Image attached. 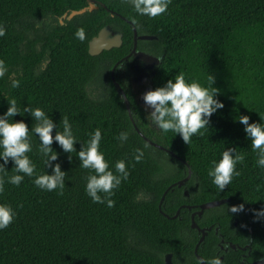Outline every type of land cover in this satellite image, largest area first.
<instances>
[{"label":"trees","instance_id":"16d2710c","mask_svg":"<svg viewBox=\"0 0 264 264\" xmlns=\"http://www.w3.org/2000/svg\"><path fill=\"white\" fill-rule=\"evenodd\" d=\"M95 1L107 8L91 11L88 0H0V23L7 29L0 38V59L9 69L6 75L20 81L12 88L7 78L0 79V114L8 107L5 98H15L21 116L13 120H24L29 129L36 122L24 115L25 106L42 108L57 131H63L67 116L80 143L99 128L109 167L115 171L122 159L129 176L113 190V207L93 203L85 192L92 170L79 166L75 151L70 161L54 142L59 156L53 163L67 174L63 194L40 190L27 176L19 187L5 183L0 203L10 204L16 216L0 231V264H166L168 254L174 264L214 256L223 264L263 260L264 217L257 218L254 210L264 208V169L256 166L251 142L234 118L264 119V0H171L165 14L151 19L137 15L128 0ZM83 8L85 13L70 17ZM123 17L139 36L153 37L138 40L137 50L160 58V64L147 68L134 56L125 60L134 48V29ZM80 27L87 34L84 42L74 36ZM104 28L121 34L122 44L93 56L90 41ZM114 68L139 130L165 149L135 129L113 82ZM181 71L186 80L201 84L214 74L224 104L188 144L153 125L133 84L139 72L147 73L152 90ZM121 131L129 132L124 143L117 139ZM31 142L28 155L36 172L51 173L34 134ZM80 143L74 145L77 151ZM227 147L243 152L245 159L237 164L240 175L220 191L208 170ZM136 148L144 150L139 163L133 159ZM188 166L190 179L174 185L188 176ZM12 167L11 162L6 166L8 175L14 174ZM218 200L227 201L195 216L200 228H211L196 253L201 234L192 227V215L200 205ZM239 204L243 212L228 211ZM222 239L239 248L223 250Z\"/></svg>","mask_w":264,"mask_h":264},{"label":"clouds","instance_id":"9594fccd","mask_svg":"<svg viewBox=\"0 0 264 264\" xmlns=\"http://www.w3.org/2000/svg\"><path fill=\"white\" fill-rule=\"evenodd\" d=\"M137 15L156 18L168 11L171 0H128ZM6 27L0 23V38L5 37ZM74 36L84 42L87 39L83 27L78 28ZM160 60V58H156ZM9 69L3 59H0V79L7 78L12 88H18L20 81L7 76ZM216 76L212 73L206 76V84L197 80H186L183 71L168 79L163 86L148 90L143 94V102L149 110L153 125L164 133L173 132L182 139L185 144L191 141L196 134H202L201 129L208 127L214 113L223 109L224 104L219 99V89L215 87ZM8 104L7 110L0 114V193L4 191L5 183L19 187L25 176L33 178L34 185L40 190L55 191L63 194L65 188V176L67 175L59 163V154L53 149L55 142L64 153L76 152L79 166L90 169L86 178L85 192L93 203L106 204L113 207L115 201L111 199L114 189H118L122 181L129 176L128 167L124 160H117L113 171L109 167L105 154L100 148L102 140L101 130L95 129L89 134V139L80 143L73 134L72 125L67 116L63 117V131H57V124L50 115L40 107L25 106L24 115L27 113L35 120V126L29 129L24 120L14 121L13 117L20 115L15 98H5ZM12 118V119H9ZM249 115L238 114L234 122L243 126L245 138L250 140L252 151L256 156V166L264 169V119L259 122L252 121ZM55 134L53 135V130ZM39 140L38 150L41 153L46 168H51L42 174L36 172V164L29 157L32 151L31 135ZM129 138L128 131L119 132L117 139L124 143ZM80 143L77 151L75 144ZM144 158V150L136 148L133 159L139 163ZM245 154L237 153L235 147L225 148L218 160L211 162L208 176L212 183L220 191L232 182L234 176H239L237 164L243 163ZM11 162L14 174L8 175L6 166ZM231 213L244 211V204L233 205L228 208ZM257 218L264 217V208L254 210ZM16 212L10 204L0 203V231L9 227L14 222ZM196 264H223L220 256H214L207 260L197 259Z\"/></svg>","mask_w":264,"mask_h":264},{"label":"water","instance_id":"95a60500","mask_svg":"<svg viewBox=\"0 0 264 264\" xmlns=\"http://www.w3.org/2000/svg\"><path fill=\"white\" fill-rule=\"evenodd\" d=\"M88 2H89V7L88 8L91 11L94 10V9H97L99 6H103V7L107 8L105 4H103V3H98L97 4L95 0H88ZM86 11H87V8H83L81 10L73 11L70 14V17L72 18L75 15L83 14ZM123 19H125L127 22H129L130 24H132L133 25V29H134V48H133L132 52L130 53V55L127 56V57H125V60H128L131 56H134L138 60L143 61L149 67H154V66L160 64V60H157L156 59L157 57H155L153 55H150L148 53H145L143 51L137 50L138 40H149V39H153V37L146 36V35L139 36L138 35L137 28L135 27V25L130 20H128L127 18L123 17ZM121 44H122V35L121 34L115 33L112 30H110L109 28H104V29H102L100 31V33H99L98 36L94 37L90 41V44H89V52H90L91 55L95 56V55H99L104 50H110L113 47H119ZM111 76H112V79H113V82H114L115 86L117 87V89L120 92L121 96L124 98V101L126 103V106H127V109H128L129 115H130V118L133 121V124L135 126V129L150 144H152V145H154L156 147H159L161 149H165L164 147L155 144L153 141H151L149 138H147L139 130L138 126L136 125V123L134 122L133 117H132V111H131V108H130L129 99H128L125 91L123 90V88L120 86V84L115 79V68L112 70ZM173 155L176 156L177 158H179L182 162L186 163V161L184 159H182L181 157L177 156L176 154H173ZM188 167H189V174H188V176L186 178L178 181L174 185H178V186L181 187V186H183L190 179V177L192 175V169L190 168V166H188ZM226 201L227 200H218V201H210V202L204 203V204H202V205L199 206V210L198 211H196V212L193 213V215H192V222H193L192 223V227L198 229L199 232H200V234H201L200 241H199L198 245L196 246V253L198 251V248H199L200 244L205 240V237L207 236L208 231H210L211 228H208V229L200 228L199 225L195 221V216L196 215L201 216L206 209L218 207V206L224 204ZM192 207H196V206H189V208H192ZM178 214H179V211H178V213L175 216H173V218H176L178 216ZM166 216H168V215H166ZM222 242H224V239L222 240ZM232 248L236 249V246L235 245H232ZM198 257L200 258L199 255H198ZM166 264H174L173 258H172V254H168L166 256ZM252 264H264V259L263 260L255 261Z\"/></svg>","mask_w":264,"mask_h":264},{"label":"rangeland","instance_id":"374dc122","mask_svg":"<svg viewBox=\"0 0 264 264\" xmlns=\"http://www.w3.org/2000/svg\"><path fill=\"white\" fill-rule=\"evenodd\" d=\"M148 78L149 77L146 76V74L139 72L133 81L135 91H137V96L141 100V103L143 104L144 108L147 111L149 110L146 108V105L144 104L142 97L146 91L150 90Z\"/></svg>","mask_w":264,"mask_h":264},{"label":"flooded vegetation","instance_id":"af4514ba","mask_svg":"<svg viewBox=\"0 0 264 264\" xmlns=\"http://www.w3.org/2000/svg\"><path fill=\"white\" fill-rule=\"evenodd\" d=\"M147 68H152V67H149V66H147ZM146 76H149L147 73H146ZM189 207V206H188ZM223 240V239H222ZM232 245H234V244H232V243H226L225 242V240H224V242H222L221 243V248L223 249V250H228L230 247L232 248ZM236 246V245H235ZM239 247H237L236 246V249H238ZM241 248V247H240ZM232 249H234V248H232ZM242 249H246V247H243ZM252 264V263H251Z\"/></svg>","mask_w":264,"mask_h":264}]
</instances>
